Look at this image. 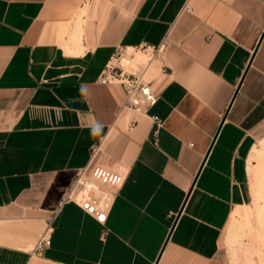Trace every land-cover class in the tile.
<instances>
[{"label": "crops", "instance_id": "0c3cea01", "mask_svg": "<svg viewBox=\"0 0 264 264\" xmlns=\"http://www.w3.org/2000/svg\"><path fill=\"white\" fill-rule=\"evenodd\" d=\"M164 42L159 126L100 79ZM88 165L121 175L110 207L66 203L31 256ZM263 182L264 0H0V264H233Z\"/></svg>", "mask_w": 264, "mask_h": 264}, {"label": "built area", "instance_id": "2783aa9c", "mask_svg": "<svg viewBox=\"0 0 264 264\" xmlns=\"http://www.w3.org/2000/svg\"><path fill=\"white\" fill-rule=\"evenodd\" d=\"M185 10L192 7L186 3ZM166 42L158 46L143 45L140 47L120 48L106 64L101 82L104 84H119L125 90V99L121 109H131L137 114L150 115L154 123L162 125L158 115L150 114L158 101V93L151 80L146 78L149 69L155 61H160L165 51ZM142 51L147 56L146 61H135V54ZM99 147L93 149V156L97 155ZM121 175L105 168L90 170V165L83 169L74 181L59 205L52 211L47 220V227L40 240L31 252V256L42 255L51 245V235L54 223L62 209L69 202L100 212L110 207L113 191L118 187Z\"/></svg>", "mask_w": 264, "mask_h": 264}, {"label": "rangeland", "instance_id": "374dc122", "mask_svg": "<svg viewBox=\"0 0 264 264\" xmlns=\"http://www.w3.org/2000/svg\"><path fill=\"white\" fill-rule=\"evenodd\" d=\"M146 59L142 51L135 54V61ZM159 71L158 61H155L146 78L154 79ZM248 211L235 220L227 247L233 264H264V212H261L264 211V188L258 192L254 205Z\"/></svg>", "mask_w": 264, "mask_h": 264}, {"label": "bare ground", "instance_id": "6f19581e", "mask_svg": "<svg viewBox=\"0 0 264 264\" xmlns=\"http://www.w3.org/2000/svg\"><path fill=\"white\" fill-rule=\"evenodd\" d=\"M264 183V182H263ZM261 212H264V211H261ZM263 218V217H262Z\"/></svg>", "mask_w": 264, "mask_h": 264}]
</instances>
